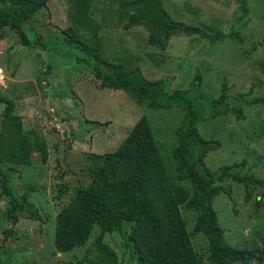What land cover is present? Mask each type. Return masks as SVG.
<instances>
[{"label":"rangeland","instance_id":"rangeland-1","mask_svg":"<svg viewBox=\"0 0 264 264\" xmlns=\"http://www.w3.org/2000/svg\"><path fill=\"white\" fill-rule=\"evenodd\" d=\"M132 1L46 0L22 22L27 44L4 28L0 189L7 171L10 191L0 196V264H141L131 236H142L134 233V218L123 215L131 203L104 202L120 212L119 225L107 230L95 220L85 242L66 251L54 243L56 215L94 179L105 154L120 146L141 116L163 174L158 190L152 187L157 205H164L160 191L173 198L183 187L187 198L197 193L175 151L190 107L200 113L199 134L214 141L202 171L215 178L211 205L225 242L245 250L261 247L264 184L219 173L264 179V0H160L170 19L198 29L168 36L146 17L132 24L131 12L142 11V2ZM77 5L98 22L96 33L82 26ZM69 25L97 57L124 69L138 66L152 81L163 79L168 93L183 90L188 101L165 94L152 108L146 97L108 85L103 78L110 74L98 58L64 40ZM7 99L13 102L9 115ZM178 206L201 264H217L209 258L206 233L192 230L198 209L185 201ZM262 259L228 264H263Z\"/></svg>","mask_w":264,"mask_h":264},{"label":"trees","instance_id":"trees-1","mask_svg":"<svg viewBox=\"0 0 264 264\" xmlns=\"http://www.w3.org/2000/svg\"><path fill=\"white\" fill-rule=\"evenodd\" d=\"M134 1L142 2V11L139 15L131 12L129 20L132 24L140 23L146 17L151 24L161 28L167 36L175 31L198 30L197 27L170 19L161 6L160 0H133L132 2ZM45 2L46 0H0V39L4 36V28L8 27L18 33L23 44H27L30 38L26 35L22 22ZM77 2L80 4L81 0ZM74 13L80 18L84 28L91 33L97 32L98 22L83 12L78 5L74 8ZM64 40L75 44L84 53L98 58L99 64L104 66L110 74L103 78L108 85L124 87L146 97L152 108L161 104L160 99L165 94L177 100L188 101L183 90L175 89L168 93L163 79L152 81L143 75L138 66L124 69L121 64L97 57L93 48L77 37L75 25L66 27ZM4 101L6 102L5 114L9 115L13 102L10 99ZM199 117L200 113L196 108H188L186 123L181 129V140L175 150L178 163L185 166L194 179L197 193L187 198L188 190L183 187L182 193L173 198L166 195L164 191H160L158 194L164 199V205L162 208L157 205L153 197L157 192L152 190V187L158 190L163 174L159 162L154 158L157 145L148 121L141 116L120 146L105 154L104 162L99 166L94 179L79 187L76 198L64 205L57 213L54 236L57 249L66 251L83 244L95 220L107 230L118 226L120 212L110 210L103 204L109 200H122L131 203V211L122 213L134 218L136 224L134 233L137 234L140 231L142 236L141 240L135 235L131 236L141 264H201L202 261L198 258L184 228V220L178 206L185 201L199 211L192 230L206 233L209 258L212 261L217 264H228L236 260L249 261L252 258L263 260L264 241L259 250H245V248L229 245L223 238L222 228L217 223L216 211L211 205L215 178L202 171L203 156L214 145V141L199 134L196 126ZM3 135L0 133V147ZM1 151L3 152V149L0 148V160ZM9 152L14 157L18 155L12 140ZM2 173L0 196L10 191L9 173L7 171ZM230 175L247 184L250 182L264 184V179L233 174L225 169L219 173L220 177ZM160 234H162L161 237ZM156 238H158L157 241Z\"/></svg>","mask_w":264,"mask_h":264}]
</instances>
